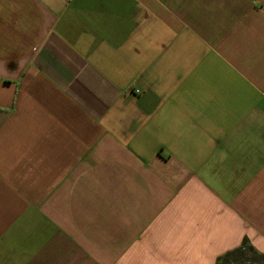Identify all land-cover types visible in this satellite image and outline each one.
<instances>
[{"label": "crops", "instance_id": "crops-1", "mask_svg": "<svg viewBox=\"0 0 264 264\" xmlns=\"http://www.w3.org/2000/svg\"><path fill=\"white\" fill-rule=\"evenodd\" d=\"M264 254V0H0V264Z\"/></svg>", "mask_w": 264, "mask_h": 264}, {"label": "trees", "instance_id": "trees-1", "mask_svg": "<svg viewBox=\"0 0 264 264\" xmlns=\"http://www.w3.org/2000/svg\"><path fill=\"white\" fill-rule=\"evenodd\" d=\"M264 264V254L257 252L245 240L240 246L224 253L216 260L215 264Z\"/></svg>", "mask_w": 264, "mask_h": 264}, {"label": "rangeland", "instance_id": "rangeland-1", "mask_svg": "<svg viewBox=\"0 0 264 264\" xmlns=\"http://www.w3.org/2000/svg\"><path fill=\"white\" fill-rule=\"evenodd\" d=\"M253 264H261V263H253Z\"/></svg>", "mask_w": 264, "mask_h": 264}]
</instances>
